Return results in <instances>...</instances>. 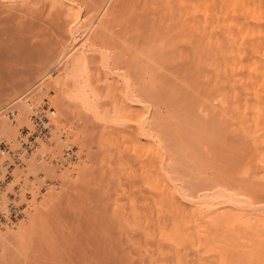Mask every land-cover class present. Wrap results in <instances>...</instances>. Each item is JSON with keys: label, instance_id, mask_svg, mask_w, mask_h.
Returning a JSON list of instances; mask_svg holds the SVG:
<instances>
[{"label": "bare ground", "instance_id": "1", "mask_svg": "<svg viewBox=\"0 0 264 264\" xmlns=\"http://www.w3.org/2000/svg\"><path fill=\"white\" fill-rule=\"evenodd\" d=\"M0 60V108L18 99L29 124L23 96L53 68L55 115L93 141L65 194L4 226V253L71 232L81 182L85 208L114 214L88 224L80 264H264V0H0Z\"/></svg>", "mask_w": 264, "mask_h": 264}, {"label": "rangeland", "instance_id": "2", "mask_svg": "<svg viewBox=\"0 0 264 264\" xmlns=\"http://www.w3.org/2000/svg\"><path fill=\"white\" fill-rule=\"evenodd\" d=\"M95 19L91 21L92 23H89L90 21H85L84 23H82L83 28L81 29L82 31L79 35L80 37L78 38V40L80 39L82 40V38L85 39L87 37V31L89 32L90 27L93 24V22L96 24L98 18H95ZM69 56L70 55H68V57ZM68 57L65 58V61L68 59ZM0 63H1L0 69L3 68V70L5 69V71L6 70L9 71L10 69L12 70V68L7 67V64L4 63V61L0 60ZM60 64H59V68H60L59 73H61V67H62L63 62ZM59 68L57 65L56 70ZM52 70L53 68H50L48 71H46L44 76L46 75L47 76L43 78L41 81H39L36 86H31V88L33 87L32 89H34V91L38 93L37 94L38 96H36L37 98H39L40 100L46 98L49 102L50 107L56 110L57 108L56 103H57L58 97L61 94V90L59 89V87H57L56 85L57 83L55 81L56 78L59 76V74L57 72H53ZM6 73L8 72L6 71ZM48 73H50L51 75ZM6 80L7 81H4V80L1 81L0 84L3 83L4 84L3 86H6L7 85L6 82H7L9 85V82L11 80L9 81L8 78ZM29 89L30 88H28L27 90L30 91L31 89L30 90ZM17 100L15 99L13 103H15ZM7 104H4L0 108L1 109L0 110V140L17 141L20 139V136H21L19 132L20 127H22L23 125H28V112L26 113L27 115L20 116L17 123H12L10 119L8 117H5L4 113L2 112L3 108L7 106ZM20 108L22 111L25 110L24 107H20ZM56 114H57L56 115L57 118L54 121V129L51 132V136L49 137L48 141L45 144H42L43 151L51 152V157L49 158V160H45V159L37 160L36 154H32L28 156V158L26 159L27 166L16 170L14 179L7 188V191L13 193V188L16 186H19L20 187L19 190L21 192V199L24 202H27L28 204L27 216L23 220L19 221L17 225H14L16 228L29 224L31 220V216H33L35 212H37V208L39 211L43 209L44 207L43 203H45L47 199L48 201H51L54 199H55L54 201H56L58 200L59 196L60 197L62 196V193L65 194L68 190L67 187L71 186L69 185L70 183L69 181H71V179L73 178L72 173L75 174L79 170L78 171L79 174L82 175V173H80L82 171L81 167L84 166V161L88 159L90 156L91 151L89 149V146L93 143V141L89 140L86 142V145H84L82 142L76 139L77 135L75 136L73 134L74 132L77 134V131L78 132L80 131V128L78 125V123L80 122L78 119L80 118L77 117L74 119L70 117L69 119V118H66L64 114L62 115V117L58 112ZM26 117H27V121L25 122ZM64 118L65 120H63ZM66 120L67 121L69 120V122H67ZM70 120L72 123H70ZM64 121H66L67 126H65L66 124H63L65 123ZM69 130L72 132H70ZM69 149L72 150L71 154L73 153L76 154V157H77L76 161H69V160L67 161L64 159L63 153H66ZM124 168H128L127 164L124 165ZM128 172H130V170H128L126 173ZM80 175L78 176L79 178H77V180L78 179L80 180ZM63 176L70 177V180L69 178H66V177L63 178ZM65 180L66 181L69 180L68 185H66ZM73 180L74 182H76L75 179ZM46 183L49 184L47 187H45ZM82 186L83 185L81 184V182H79L77 186L78 188H76L75 199L73 201V206H72L73 212L71 215L72 217L71 219L74 218L73 219L74 223L73 222H71V224L69 223L71 232H68L67 228L65 230L63 229V231L54 241L53 247L45 251H39L38 253H36L37 250L34 249L33 247H28L29 250L22 249L23 251L22 250L19 251L17 244H14L13 246L11 245L10 247L8 246L6 248L7 251L4 253L3 252L4 242L0 237V264H80V263H83L84 258H83V254L81 251H82L83 245L88 243L87 236H88V232L90 228L92 227V226L88 227V224L91 225L92 224L91 221L95 222L99 218L107 219L109 217H113L114 213L112 209L105 216H100L99 214L96 213V211L93 208H90L91 206L89 208H85L83 204L84 199L81 193ZM25 188L29 189V191H25ZM28 192H31L33 197L29 201H26L27 200L26 195ZM22 196H24V198H22ZM96 214L99 217H97ZM90 215H92V217H90ZM94 215H96V217H94ZM60 225L62 224H58L59 227H61ZM9 227H4L6 229L3 228L4 230H2L0 234L1 233L3 234V232L5 233V230H6V233L10 232L12 229L10 230ZM115 229L117 230L116 226H115ZM121 238H122L121 232H117L114 234V241H116L118 245H120L121 243L122 246H125V242H123V240L125 241V238H123V240ZM31 242L32 241L28 242V245ZM25 253H26V257L24 256ZM125 253H120V252L116 253L115 260L123 261L125 259ZM119 254H123V255L119 256Z\"/></svg>", "mask_w": 264, "mask_h": 264}, {"label": "built area", "instance_id": "3", "mask_svg": "<svg viewBox=\"0 0 264 264\" xmlns=\"http://www.w3.org/2000/svg\"><path fill=\"white\" fill-rule=\"evenodd\" d=\"M37 92L31 89L23 96L29 107V124L20 127V139L17 141L0 140V194L4 195V200L0 198V228L17 224L25 218L28 204L21 199L19 186L14 187L13 193L7 191L8 185L14 179V172L19 168H24V159L33 153L40 152L42 143L49 139L54 120L55 111L51 109L46 98L35 103L33 99ZM4 115L12 123H17V104L13 103L3 109ZM69 149L63 154L65 160L76 161V154H71ZM49 160L50 153L43 156ZM49 184L46 183L47 187ZM33 195L28 192L26 201L32 199Z\"/></svg>", "mask_w": 264, "mask_h": 264}]
</instances>
